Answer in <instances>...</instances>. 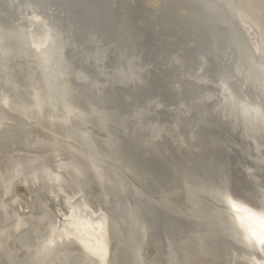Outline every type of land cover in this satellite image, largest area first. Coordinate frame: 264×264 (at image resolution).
<instances>
[{"label":"bare ground","instance_id":"1","mask_svg":"<svg viewBox=\"0 0 264 264\" xmlns=\"http://www.w3.org/2000/svg\"><path fill=\"white\" fill-rule=\"evenodd\" d=\"M133 1L135 3V0ZM136 1L135 10L137 9L140 13L139 17L134 16V18L138 27L140 24L146 27L148 21L155 24L152 26H156L159 22L172 25L171 31L163 32L168 37L176 36L173 38L176 40L171 52L176 55V60L178 58V64L172 68L170 67L172 63L169 64L170 59L166 58L159 67L165 66L163 71L165 69L179 71V75L177 76L176 73L174 76L177 85L183 82L179 76L185 75L184 89L191 88L190 92L185 93L189 97L188 103L191 102L190 117L187 115L189 122L187 121L186 127L182 125L179 118L184 115H176L179 118L164 122L163 116L158 117L160 114L156 105L153 106L156 109L155 114L152 112L153 109L148 110L149 114L145 118L148 103L160 100L158 104L163 103L167 107L169 105L173 108L179 105L185 106L184 99L181 100L185 96L182 93L180 99H175L177 103L172 104L170 100L173 97L165 94L163 89L166 88L165 85L160 91H154L153 85L149 88V85L146 86L142 82L137 86L135 81H133L135 83L127 81V78H138L136 71L133 70L134 65L137 68L142 67L132 63L130 56L133 61L139 57L142 58L140 64H143L144 60L146 64H151L149 58L139 54L140 51H144L139 45H136L138 48H132L125 43H120L126 48V50L124 48L116 50L121 57L120 62L117 61L118 55H114L112 50L113 54L106 53L108 60L104 67L117 73V77L124 81L119 84L121 88L116 89H108L101 85L111 80L114 73L107 72L103 68L102 78L96 77L93 70L87 71L88 69L86 70V67L78 62L76 55H73L72 60L70 57L64 59L72 75L80 72L90 79L89 88L94 85L99 86L98 95L87 93L84 105L82 101L65 99L50 84H46V81L42 89L35 87L31 74L26 75L28 76L26 83L20 81L19 75L10 78L7 73L5 76L0 74V264H167L170 263L169 257L173 264H229L227 259L229 250L226 251L222 242L224 229L228 231V235L234 239L239 248L251 251L252 258L246 252L236 255L237 258L240 257L238 259L240 264H257L264 259L260 245L251 236L252 231L259 233L261 230L264 204L260 205L257 202L259 195L251 183H233L226 176L229 170L231 172L237 170L235 160L245 155L244 153H247L251 145V141L248 140V142L246 139L251 132L246 124L249 121L241 120L243 126H240V131L231 133L226 126L228 122L224 121V118L226 117L230 122V119L240 110L221 112L224 102L220 97V101L212 104L211 102L198 103L220 92L211 86L202 88L203 83L195 85L201 88L195 91L194 85L189 83L192 72L194 73L200 65V61L196 60L197 49L200 48L198 42L195 41L194 44V40L189 38V31L186 27L184 28V19L192 12L193 8L190 6L194 7V5L189 2L191 0H184L189 4L185 3L182 6L179 5L180 2L174 0L177 2L175 5L178 4L181 8L180 11L187 6L189 8H186L184 13L178 11L167 15V12L161 11L165 10L161 0ZM164 1L168 4L169 0ZM202 1H206V4L203 3L205 8L214 9L227 6L228 1L231 0H222L219 4L214 3L215 5H211L210 0ZM229 5L233 13L246 17L245 19H249L260 30L264 29V0H232ZM120 7L123 10L122 3ZM124 9L126 11L127 7ZM154 11L162 13V18L153 16L151 13ZM206 11L209 12L208 9ZM144 13H149L154 21L145 18ZM109 15V31L114 29L115 32H120L119 41L126 40L125 34L132 33L128 21L123 18L118 21L114 19L115 25L110 11ZM37 17L39 16L36 14L31 15V18ZM208 17L212 19V22L219 19L210 14L204 19L208 20ZM193 19L189 18V22ZM194 22H192V28L193 31H197L200 21ZM243 24L245 31H241L243 28L240 27L238 29V25L235 24L236 29L243 33L242 47L248 48L247 51L253 56L254 52L263 54L264 39L260 43L254 36L256 32L248 22L244 20ZM58 28L59 26L55 27L56 32ZM138 30L140 32V29ZM177 30L184 31L186 38H179L181 35H178L180 32ZM2 32L4 36L0 39V54L3 57H7L10 53L35 54V57L40 58L37 64L43 65V58L39 53L44 46V41L38 37L39 35L34 38L32 51L29 52L18 38L16 39L7 31ZM133 38L134 42L136 37ZM67 40L70 44L80 42L72 30L67 33ZM187 41L188 44L193 42L192 45H194L184 46ZM104 46L105 44L99 48L106 50ZM91 50L87 43L81 53L90 55ZM79 53V51L76 53L77 56ZM194 54L196 62L191 60L187 66L181 63V59L188 60ZM126 55L128 56L122 61L121 59ZM115 60L119 62L120 71ZM263 60L264 56L257 59L255 63L262 64ZM206 62H208L207 59ZM4 67L6 72L10 70L8 65ZM221 67L220 73L225 66ZM128 68L131 70H127ZM20 69L24 71V68ZM225 69L229 68L225 67ZM210 72L208 71L202 78L214 84L225 79L224 74L219 73V75L217 72L215 75L209 74L213 77L210 79L207 76ZM112 81L115 84V81ZM232 90L234 91L233 88ZM155 92H159L157 95L161 97L157 98ZM55 98L63 105L60 115H56L50 109ZM122 100L125 103L139 101L143 108L135 107L134 109L129 104V111L132 112L128 114V111L123 110ZM85 101L88 103V110L85 107ZM179 101L181 102L178 104ZM173 108H170V111ZM180 108L177 110L174 108L175 114H178ZM193 108L196 114L203 115H201L202 118L196 119V114V118L193 117ZM216 110L219 115L212 117ZM182 111L184 112V109ZM182 111L180 110L181 113ZM150 114L153 115L149 117ZM206 116L209 118L207 119ZM162 118L164 119L160 121ZM171 122L180 125L179 128L177 127V137L172 136V139L168 137L171 136L172 130L167 129ZM203 123L211 126L205 129L212 136L208 144V134H205L206 136L203 134L206 141L202 142L204 137H199L205 131L196 132ZM110 124H117L121 130L120 128H113V130ZM262 126L260 135H264V124ZM97 127H100L104 134L99 133ZM254 133L257 132L254 131ZM16 136L21 139H19L20 142L15 141ZM243 137H245L244 143H242ZM98 138L110 141L112 143L110 149L103 147ZM254 141L261 146L258 140L254 139ZM172 142H175L176 146L187 145V149L181 152L179 146L180 154L178 155L179 152L172 150ZM236 144H243L245 148H240L242 153L236 149L232 156L227 155L226 149L230 150V145ZM196 152L199 155H196ZM184 153L189 157L186 155V158L182 160L180 158ZM201 155H204L203 158L209 155L214 158L215 166L210 167V173L213 175L214 171L224 173L223 176L228 184L220 187L218 185L220 183L212 180V175H209L205 169L210 165L203 163L204 160L200 159ZM142 157L153 160L149 170L143 168L145 161L141 160ZM161 160L160 165L166 166L167 170L165 172L167 183L162 186L156 182L159 177L157 178L152 172V167L156 164L154 162ZM201 177L206 178L204 180L208 182L201 186L202 190L207 189L206 191L213 195L218 202L217 207L205 205L200 194L193 191L197 188L194 181ZM149 179L158 183L161 189L156 188L158 184L155 185L156 187L151 186L153 182ZM165 184L166 186H163ZM19 186H24L23 194L17 192L16 189ZM262 192L264 193V188ZM217 210L218 217L215 216ZM216 220H220L223 225L217 222L215 228ZM180 226H184V229L181 228V230ZM176 229H179L180 233H178L181 234L177 237L174 236L178 231ZM219 229H222V232ZM260 254L262 257L258 256Z\"/></svg>","mask_w":264,"mask_h":264},{"label":"water","instance_id":"2","mask_svg":"<svg viewBox=\"0 0 264 264\" xmlns=\"http://www.w3.org/2000/svg\"><path fill=\"white\" fill-rule=\"evenodd\" d=\"M191 1L194 4L196 11H194L193 13L191 12L190 15L184 19V28L186 27V30L189 31V38H192V41L194 40V44L195 41L198 42L200 48L197 49L196 60L197 62L200 61V65H198L194 73L192 72L193 75L191 76V79L189 77V83L194 85L193 88L195 91L201 89L195 87V85L203 83V85H201L202 88L211 86L215 90H217V92H220V94L218 95H213L210 98L211 101L210 99H208V97H206L203 100L204 102L198 101V103L208 104L211 102L212 104L215 101H220L221 98L222 102H224L221 108L223 110H221V112L224 113L233 109L240 110L239 113H236L234 117L230 119V122L226 119V117L224 118V121L228 122L229 126H226L231 131V133L235 134L236 130L240 131V126H243V124H241V120L244 119L246 121L248 119L249 123L247 122L246 124L248 128L251 129V132L248 133L246 139L247 141H251V145L250 147H248L247 153H244L245 155H243L238 160H235V167L237 168V170L234 172H231L229 170L226 176H228L229 181H232L233 183H251L254 187L255 192H257L259 195V200L257 202L262 205L264 204V193L262 192V188H264V135L260 134H262V124H264V120H262V114H264V107H262V102H264V63L260 64L255 62H257V59H260L261 57L263 58L264 53L257 54L254 52L253 56L247 51L248 48L242 47L244 45V42L242 38L243 33L241 31L246 30L243 24V21L245 20L251 26L253 31L256 32L254 33V36L261 43L264 39V29L260 30L249 19H245L246 17L243 18L239 14L233 13L228 7L230 6L229 4L232 0L228 1L227 6H219L214 9L205 8V6H203V3L206 4V1ZM209 2L211 3V5H215L214 3L219 4V2H222V0H210ZM131 4L134 5V3L132 2ZM206 9H208L209 12L206 11ZM33 11L35 13H33ZM109 11L112 14V21L114 24V19L115 21H118V19L123 18L124 20L128 21L132 33L129 35L125 34L127 38L126 40H124L125 42L119 41L121 36L120 32H115L116 30L114 29L109 31ZM139 13L140 12H138L137 9L135 10V6L134 8L132 6H129L128 13L117 14L109 0H0V39H2V36H4L2 35V31H7L10 35L15 36L16 39L18 38L29 52L32 51V42L34 38L37 37V35H39L38 37H41L42 41H44V46L41 48L39 53L43 58V65L39 66L37 64L40 62V58L35 57V54L31 55L29 53H10L7 57H3L2 54H0V74L5 76L7 73L10 78H15L17 75H19V79L22 83H26L28 80L26 78H28V76H30L31 74L33 75L31 77L32 80H34L33 83L34 85L36 84L35 87H39L40 89H42L43 87H45L44 84L46 81V84H50L52 88L65 99L71 98L72 100L75 99L76 102L82 101L84 105V98L87 96V93L90 95H94L96 93L98 95L99 86L94 85L93 87L89 88L90 79L80 72L76 75H72V73H70L71 70L69 71L68 69V63H66L64 59L66 57H70L72 60L74 59L73 55H76V57H78V62L82 66H85L86 70L88 69L87 71L93 70L96 74V77H101V72L104 69L107 72L114 73L113 71H110V69H106L104 67L105 64L107 65L108 60L106 53L111 52L110 54H113V51L114 55H118L117 61L120 62L121 57H119V54L116 53V50L120 48V43L124 42L125 45L132 48H138L136 47V45H139L141 49H144V51H140L139 54L142 57L149 58L151 62V64L147 66V64H145V60L144 64H140L143 60L142 58L139 57L137 60L133 61V58L130 56V60L132 61V63L139 64L142 67L137 68L133 64V70L136 71V75H138V78H127V81H131L132 83L136 82L135 84L137 86L142 82L144 85L146 84V86L149 85V88L151 87V85H153L152 88L154 89V91H160L163 88V85H165L166 88H163L165 94L175 97L181 92V89L179 88V85H177L176 79L174 77L176 73L177 76L179 75V71H173L174 69L168 71L167 69H165V71H163L165 66L159 67L161 66L160 63L166 58L170 59L169 64L172 63L170 67L174 68L178 64V58L176 60V55L171 52L172 46L174 44V39L162 35L164 33L163 31H165L167 28H171V25L160 22L156 24V26H152L155 24L148 21L146 29L150 34V38L148 39V42L143 44L139 42L141 40V35L134 18V16L139 17ZM33 14H36L39 17L31 18V15ZM151 14L153 16L160 15L157 11H154ZM209 14L210 16H213L215 18L218 17L219 19H217V21L215 22H212V19L208 17V20H205L204 17ZM143 16L153 21V19L150 18L152 16H150L149 13H144ZM189 18H194L195 20H197V22L200 21L198 23L197 31H193L194 29L192 28V22H194L195 20L193 19L189 22ZM235 24L238 25V29L239 27L243 29L241 31L237 30ZM57 26H59L58 32L55 31V27ZM71 30L73 31L74 35H76V37L80 40V42L74 43L71 41V44L67 42V33H70ZM134 36L136 37V39L133 42ZM83 41L85 42L83 43ZM87 43L89 47L92 48V50L90 51V55L81 53ZM107 43L108 45L106 46ZM192 43L193 42H190L188 44L189 47L194 45H192ZM103 44H105L104 47L107 48L106 50L99 48L102 47ZM78 51L80 53L77 56L76 53ZM163 51L165 52L163 53ZM125 57L126 56H123L121 60L124 61ZM206 59L208 62H206ZM191 60L196 62L195 54L191 55L188 60L181 59L180 61L187 66L189 64L188 62H191ZM117 61L115 60L114 62L117 67H119L120 71L121 67L119 66V62L117 63ZM152 61L154 63L153 65ZM6 65H8L10 69L7 72L5 71L4 67ZM221 66H225L230 70L225 69L224 67V70L222 71V73H220L219 71L222 70ZM20 68H24V71ZM129 69L130 68H128L127 70ZM208 71H211L207 75L210 79H213V77H211L210 75H215L216 72L218 74L220 73L221 75L224 74L225 79L218 81L216 84L211 83L209 80L206 81L202 77L203 75H206ZM27 74L28 76L26 77ZM179 77L182 78L185 84V75L183 74ZM112 80L115 81V84L117 86L113 83ZM224 81L225 83H223ZM123 82V79L118 78L117 73H114L111 77V80H108L101 85L108 89H116L121 88L119 84ZM187 82L188 77L186 83ZM232 88L234 89V91L232 90ZM190 89L185 88L184 90L188 92ZM157 94H159V92H155V96H157V98L158 96L161 97V95ZM123 100L122 104L124 105L123 110L125 112L129 111V104H131L132 107H135V105L139 106L138 103H140L139 101H133V103H125L123 102ZM155 101L148 103L146 113H149L148 110H152L149 109V107L152 108L151 106H153L154 104L159 105L158 102ZM85 107L88 110L89 106L87 101H85ZM62 108V103L57 101L56 98L53 99L52 106H50V109L53 111V113H55L56 115H60V112H62ZM159 109H163V113L165 115L172 114L170 113L171 111L165 107H160ZM216 115H219L217 110L214 112L212 117H216ZM86 118L87 120H90L89 117ZM200 118H202V116H200ZM187 121L186 124L189 122ZM202 125L204 126V123ZM177 127V124H174L173 122H171L167 126L168 130H172V132L170 133L171 136H168L170 139H172V136L173 138L177 137ZM97 128L99 133L104 134L103 130L100 127ZM111 128H120L121 130V127H119L117 124H112ZM254 131L259 134L254 133ZM244 138L245 137H243L242 143H244ZM98 139L103 147L110 149V147L112 146V143L107 139ZM254 139L258 140L261 146L255 143ZM180 145L178 144V146H176L175 142L171 143L172 150L174 152H179L178 155L180 154V151H178ZM242 145H230L231 151L226 149L228 153L227 155L232 156L233 151L236 149L238 150V152L242 153L240 148H245ZM225 147L226 146L224 145V148ZM180 149H187V145L183 144L182 146H180ZM165 155H168V153H165ZM196 155H199V153L196 152ZM203 156L204 155H201L200 159L204 160L203 163H206L207 166L210 165L205 169H207L209 175H212V180L220 183L218 184L220 187H224V184H228V181L226 182V179L223 176L224 173L221 174L220 171L218 173H215L217 171H214V175L213 173H210V167L215 166L213 165V163H215L213 161L214 158L210 155L206 156V158H203ZM141 160L143 162L145 161L143 168L149 170V166H151L152 164V162L150 163L151 160L144 159V157H142ZM159 167L160 171H158ZM165 167L166 166L164 165H160L159 162V165L155 164V166L152 167V171L156 174V176L160 178L162 176L161 180H166L165 177H167V175L165 174V172L167 170ZM189 168L196 169L195 167ZM204 179H202L201 177L199 180L196 179L194 181L195 187L197 188L193 191L200 194L205 205L210 204L213 208L214 205L217 207L218 202L213 197V195L209 191H206L207 189L202 190L201 186L208 183ZM155 185L156 184H152L151 186L155 187ZM218 212L219 211L217 210L215 213L216 217H218ZM217 222L219 223L220 220H216V222L214 221V227L215 225H217ZM219 224L223 225L222 222H220ZM211 226L213 225L211 224ZM219 230L222 232V229ZM223 232L225 233L223 235L224 239L222 242L225 245L226 251L229 250V255H227L229 264H240L241 262L238 260L240 257L237 258L236 255H242V253L245 252L250 255V258H252L250 250L239 248L234 239L228 235V231L226 232L224 229ZM258 256L262 257L261 254ZM170 260L171 258L169 257L170 263L167 264H173Z\"/></svg>","mask_w":264,"mask_h":264},{"label":"rangeland","instance_id":"3","mask_svg":"<svg viewBox=\"0 0 264 264\" xmlns=\"http://www.w3.org/2000/svg\"><path fill=\"white\" fill-rule=\"evenodd\" d=\"M109 1H110V0H109ZM118 1H119V2H118ZM161 1L163 2V3H162V2H161V3H162V5H163L164 8H165V10H161V11H165V12H167V15H169V14L171 15L172 12H178V11H180L181 8L179 7V5L182 6V4L184 5L185 3H186V5L189 4V3H187L188 1H187V2H184V0L182 1L183 3H181V0H179V1L176 0L177 2H180L179 5H178V4L175 5V3H177V2L174 1V0H169V1L166 0V1H168V4H169V5H168L167 3L165 4V1H164V0H161ZM170 1H172L171 3H172L174 6H173L171 3H169ZM110 2H111V4H112L114 10H115V11H116V10L119 11V12L116 11L117 14H119L121 11L123 12V14L126 13V11H128V8H129L128 6L131 5L130 3H131V2L134 3L133 0H130V1H129V0H125V1H124V0H123V1H122V0H121V1H120V0H113V1H110ZM117 2H118V3H117ZM128 2H129V3H128ZM136 2H137V1L135 0V3H136ZM189 2H190L191 4H193L192 1H189ZM116 3H117V5H116ZM121 3H122L123 10H121V7H120V6H121ZM135 3H134V6H135ZM138 3H139V2H138ZM170 4H171V5H170ZM118 5H119V7H117ZM132 5H133V4H132ZM132 5H131V6H132ZM177 5H178V6H177ZM193 5H194V4H193ZM168 6H169V7H168ZM126 7H127V9H126V11H124V10H125L124 8H126ZM178 7H179V8H178ZM133 8H134V7H133ZM164 8H163V9H164ZM174 8H175V9H174ZM184 8H185V6H184ZM186 8L188 9L189 7L187 6ZM186 8H185V9H182L180 12L186 11V10H187ZM190 8H193V9H194V10L192 9V12L196 11L195 7L190 6ZM173 9H174V10H173ZM176 9H177V10H176ZM122 12H121L120 14H122ZM170 12H171V13H170ZM127 13H128V12H127ZM183 13H184V12H183ZM159 14H160V12H159ZM161 14H162V13H161ZM161 14L158 15L157 17H158V18H159V17L162 18V17H161ZM165 14H166V13H165ZM173 14H174V13H173ZM177 14H178V13H177ZM180 14H181V13H180ZM175 15H176V13H175ZM155 16H156V15H155ZM173 17H174V16H173ZM155 18H156V17H155ZM155 18H154V19H155ZM152 19H153V18H152ZM160 20H161V19H160ZM153 21H154V20H153ZM161 21H162V20H161ZM145 22H146V21H145ZM138 23H139V20H138ZM159 23H160V22H159ZM157 24H158V23H157ZM169 25H170V24H169ZM138 29H140V32L143 33V34H141V33L139 32V33L141 34V40H140L139 42L145 44V43L147 42V39L150 38V34H149V32L146 30V27H145L143 24H140L139 27H138ZM166 30H167V32H168V31H171V30H172V25H171V28H167ZM177 31H178V30H177ZM178 32H180V31H178ZM181 32H182V33H181ZM181 32L178 34L179 36H180V35H181V36L179 37V36L177 35V37H179V38H186V36H185V35H186L185 32L182 31V30H181ZM162 35L167 36V35H165V33H163ZM144 36H145V37H144ZM167 37H168V36H167ZM174 37H176V36H173V37H170V38H174ZM188 39H189V38H188V36H187V40H188ZM145 40H146V41H145ZM175 40H176V38L174 39V41H175ZM121 43H124V42H121ZM122 45H123V44H122ZM123 46H124V45H123ZM123 46H121V44H120V48H122L121 50H123V48H124ZM184 46H186V47L188 46V41H187V44L184 45ZM124 50H126V48H124ZM127 56H128V55H126V57H127ZM136 60H137V59H136ZM143 64H144V63H143ZM145 64H146V63H145ZM145 66H146V65H145ZM147 66H148V64H147ZM182 83H183V82H182ZM182 83L180 82V85L178 84V85H179V88L181 89V92H180L179 96H175V97L173 96L174 99L172 98L170 101L172 102V104H174L175 102L177 103V100L180 99V98L182 97L181 94L184 93L183 96H185V97H182L181 100L184 99L183 102H184L185 106H180V105H179V107H181V108H180L181 111H182V109H184V112L182 111V113H186V114H182V113L180 112V110L177 112L178 114H175V112H176L175 110H177V108L179 109V107H174V108H175V110H174V108H173L172 106L169 105L170 107H169V106H168V107L165 106V108H169V110H170V108H173V109H172L173 111H172V110H171V111H172V114L174 113L175 116H174V115L171 116V114H170V115H167V114L164 115V113H163L164 111H160V109H159V108L162 107V106L164 107L165 104H163V103H160V104H159V105H160L159 108H158V105H156V106H157L156 108H157V110L159 109V110H158V114H160V115H158V117L163 116V117L165 118L164 122H166V121H168V120H173L174 118L176 119V117L179 118V116H176V115H180V116H183V115H184L182 118H179V119H180L182 125L186 127V121H187V119H189V117H190L189 107H190V105H191V102L188 103V101H189V97L187 96V94H185V93H187V92L184 90V86H183V85H185V84H184V83L182 84ZM182 91H183V92H182ZM118 96L120 97V93L118 94ZM176 97H178V98H176ZM175 99H177V100H175ZM185 100H186V101H185ZM159 101H160V100H159ZM159 101H158V102H159ZM171 102H170V103H171ZM180 102H181V101H179L178 104H179ZM176 103H175V104H176ZM138 104H139V107H137V106L135 105L136 108H138V109L143 108V106H141V105H142L141 103H138ZM161 104H162V105H161ZM182 104H183V103H182ZM184 104H183V105H184ZM122 105H123V104H122ZM154 105H155V104H154ZM154 105H153V106H154ZM123 106H124V105H123ZM140 106H141V107H140ZM153 106H151V107H153ZM173 106H174V105H173ZM133 107H134V106H133ZM135 107H134V109H136ZM148 107H149V106H148ZM194 108H195V107H194ZM194 108L192 109V112H194L193 117H195V114H196V113H195L196 110H195ZM149 109H150V107H149ZM151 109H153L152 112L155 114L156 109H154V107L151 108ZM187 110H188V111H187ZM185 111H186V112H185ZM126 112H127V111H126ZM131 112H132V111H131ZM161 112H162V113H161ZM129 113H130V111H128V114H129ZM148 114H149V113L145 114V118H146V116H147ZM151 115H153V114H150L149 117H151ZM187 115H189V117H187ZM196 115H197V116H196L197 118H196V117H195V118L198 119V118H200L199 116H201L202 114L197 113ZM202 116H203V115H202ZM207 117H208V116H207ZM164 118H162L160 121H162ZM208 118H209V117H208ZM159 119H160V118H159ZM166 119H167V120H166ZM144 120H145V119H144ZM189 120H190V119H189ZM173 121H174V120H173ZM175 121H176V120H175ZM146 122H147V121H146ZM144 123H145V122H144ZM176 124H177V123H176ZM130 125H131V124H130ZM128 126H129V125H128ZM177 126H180V125L177 124ZM198 126H199V125H198ZM209 127H211L210 124H208V123L206 124V123H205L204 126L198 127L197 130H196V132H197V131H200V130H202V131L204 130V131H205V132L201 133V135H200L199 138H203L205 134H208V135H207V144H208V140L210 141V138L212 137V136H210V133H209L207 130H205V129L209 128ZM178 128H179V127H178ZM184 134L186 135V132H185ZM203 134H204V135H203ZM201 136H202V137H201ZM205 136H206V135H205ZM16 137H17V136H16ZM17 138H18V139H17ZM17 138H16V140H15V139H14V140H15V141L18 140V141L20 142L21 139H20L19 137H17ZM19 139H20V140H19ZM18 141H17V142H18ZM201 141H202V142H205V141H206V138L204 137ZM18 144H19V143H18ZM18 144H16V146H18ZM11 146H13V145L11 144ZM14 146H15V145H14ZM4 148H5V147H4ZM5 149H6V148H5ZM6 150H8V149H6ZM184 150H186V149H184ZM181 152H184L183 149H181ZM174 154H175V153H174ZM186 155H187V154H185V153H184V155L182 154V158H180V159L183 160V158H186V157H185ZM187 156H188V155H187ZM188 157H189V156H188ZM150 159H151V158H150ZM160 159H161V158H160ZM147 160H148V159H147ZM151 160H152V159H151ZM152 161H153V160H152ZM152 161H150V163H151ZM159 162L161 163L162 160L159 161ZM159 162L156 161V162H154V163H156V164L158 163L157 165H159ZM154 166H155V165H154ZM154 166H153V167H154ZM152 172H153V171H152ZM152 175H154V174H152ZM155 176H156V175H155ZM156 177L158 178V176H156ZM159 178H160V177H159ZM159 178H158V180H159ZM165 178H167V177H165ZM149 180H150V179H149ZM158 180H157L156 182L160 183L161 186H162V184L167 183V180H164V181L162 180V182L160 181L161 179H160L159 181H158ZM150 181H152V180H150ZM152 182H153V181H152ZM156 182H155V183L153 182L152 184H153V185H154V184L157 185L158 183H156ZM148 183L150 184L151 182H148ZM157 186H158V187H156V186H155V187L161 189V187H160L159 184H158ZM163 186H166V184L163 185ZM167 186H168V185H167ZM23 188H24V186H19L16 190H17V192L23 194V193H24V189H23ZM181 228L184 229V226H180V229H181ZM182 229H181V230H182ZM176 230H178V229H176ZM178 232L180 233V230L176 231L175 234H174V236L177 237V236L181 235V234H179Z\"/></svg>","mask_w":264,"mask_h":264},{"label":"snow or ice","instance_id":"4","mask_svg":"<svg viewBox=\"0 0 264 264\" xmlns=\"http://www.w3.org/2000/svg\"><path fill=\"white\" fill-rule=\"evenodd\" d=\"M262 107H264V102H262ZM262 120H264V114H262ZM251 236H252V239H254L255 242L260 245V251L262 254H264V220L261 221L260 232L257 233L255 231H252ZM257 264H264V259L258 261Z\"/></svg>","mask_w":264,"mask_h":264}]
</instances>
